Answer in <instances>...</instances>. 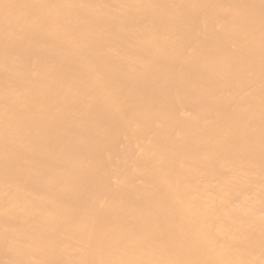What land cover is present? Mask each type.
Returning <instances> with one entry per match:
<instances>
[{"label": "bare ground", "instance_id": "6f19581e", "mask_svg": "<svg viewBox=\"0 0 264 264\" xmlns=\"http://www.w3.org/2000/svg\"><path fill=\"white\" fill-rule=\"evenodd\" d=\"M0 264H264V0H0Z\"/></svg>", "mask_w": 264, "mask_h": 264}]
</instances>
